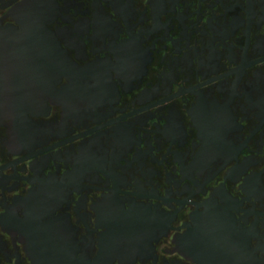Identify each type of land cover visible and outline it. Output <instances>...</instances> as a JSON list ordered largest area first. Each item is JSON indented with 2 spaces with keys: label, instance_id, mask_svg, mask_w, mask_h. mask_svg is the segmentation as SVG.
I'll list each match as a JSON object with an SVG mask.
<instances>
[{
  "label": "flooded vegetation",
  "instance_id": "1",
  "mask_svg": "<svg viewBox=\"0 0 264 264\" xmlns=\"http://www.w3.org/2000/svg\"><path fill=\"white\" fill-rule=\"evenodd\" d=\"M0 264H264V0H0Z\"/></svg>",
  "mask_w": 264,
  "mask_h": 264
}]
</instances>
